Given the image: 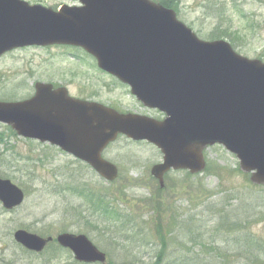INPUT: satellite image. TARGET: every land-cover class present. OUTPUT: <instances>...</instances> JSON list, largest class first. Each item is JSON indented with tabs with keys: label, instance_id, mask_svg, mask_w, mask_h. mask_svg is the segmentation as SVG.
<instances>
[{
	"label": "rangeland",
	"instance_id": "1",
	"mask_svg": "<svg viewBox=\"0 0 264 264\" xmlns=\"http://www.w3.org/2000/svg\"><path fill=\"white\" fill-rule=\"evenodd\" d=\"M25 1L54 9L75 4ZM166 1L200 39L225 40L241 56L264 62V0ZM52 76L56 83L67 84L75 98L164 119L99 71L94 58L75 48L17 51L0 58V102L32 96L35 82ZM0 151V177L26 194L16 210L6 211L0 204V264H76L63 252L30 255L15 243L14 233L30 228L56 234L72 226L81 229L83 222L108 264H264V187L251 183V174L241 172L236 156L221 146L205 151V173L173 172L166 177L164 190L151 175L152 166L163 158L159 149L126 137L103 154L119 169L113 184L72 156L26 141L4 124ZM102 198L106 208L97 206ZM119 211L140 220V235L132 226L126 228L127 234L119 233V218L108 215ZM169 229L174 236L166 238Z\"/></svg>",
	"mask_w": 264,
	"mask_h": 264
},
{
	"label": "water",
	"instance_id": "2",
	"mask_svg": "<svg viewBox=\"0 0 264 264\" xmlns=\"http://www.w3.org/2000/svg\"><path fill=\"white\" fill-rule=\"evenodd\" d=\"M59 11L21 0H0V57L18 48L71 46L92 56L98 68L127 85L163 121L120 114L70 98L65 90L37 84L21 103H0V123L20 136L40 139L88 164L108 182L117 167L103 159L120 135L148 141L163 154L152 175L164 187L172 169L192 174L206 167L203 151L219 144L237 156L251 182L264 185V63L234 51L226 41H204L174 10L150 0H73ZM24 193L0 179V202L19 207ZM15 240L42 252L47 241L25 231ZM59 243L84 263H106L85 236L62 235Z\"/></svg>",
	"mask_w": 264,
	"mask_h": 264
},
{
	"label": "flooded vegetation",
	"instance_id": "3",
	"mask_svg": "<svg viewBox=\"0 0 264 264\" xmlns=\"http://www.w3.org/2000/svg\"><path fill=\"white\" fill-rule=\"evenodd\" d=\"M38 4L41 5L40 2H38V3L34 4V5H38ZM26 50H35V47H33V48L29 47V48L19 49V50H15V51L9 52V53L5 54L4 56H2L1 59L4 58L8 54H12V53L17 52V51H26ZM36 83H38V81H36L35 84ZM42 83H45L47 85H53V91H56V90H58L61 87H65L68 90L69 96L73 97L71 95V93H70V90L68 89L67 84L64 85L63 83H59V84L56 83L54 81L53 76L50 79L43 81ZM35 84H34L33 89H32V91H33V93H32L33 95L32 96L28 95L24 99L15 100V101H12V102H24V101H28L31 98H33L36 95ZM7 126L11 130H13L11 128V126H9V125H7ZM22 139H24V138H22ZM24 140L39 143L38 140H31V139H24ZM55 148L58 149V151L62 152V150L60 148H58V147H55ZM87 227H88V223L83 222V224L81 226V229H79V228H77L75 226H72V227L64 229L63 231L58 232L56 234H52V232H49V231H39V230L30 229V228L17 230V231H25V232H27V233H29L31 235H36V236L46 240L47 244H46L45 248L43 249V251L40 252V253L35 252V251H31V250L23 247L21 244H18L17 241L15 240V233L17 231L14 233V241L20 248H22L25 252H27L30 255L40 256L41 254H43L45 252H48V251H51L52 254H57L58 252H63L64 254H66L70 258V260H72V263L74 262L76 264H88V263H84V262L78 261L76 256H75V254H74V252L71 249L62 246L59 243V237L62 236V235H71L73 237L85 236L86 238H89L88 235H87V232H86V228ZM87 230H88V228H87ZM106 257H107V255H106ZM156 261H157V259H156ZM152 263H154V261H152ZM93 264H100V263H93ZM104 264H108V263H104Z\"/></svg>",
	"mask_w": 264,
	"mask_h": 264
},
{
	"label": "trees",
	"instance_id": "4",
	"mask_svg": "<svg viewBox=\"0 0 264 264\" xmlns=\"http://www.w3.org/2000/svg\"><path fill=\"white\" fill-rule=\"evenodd\" d=\"M160 4H162L163 6H165L166 8H172V6L166 1V0H161V2H160ZM215 36L214 35H212V38H214ZM88 198L89 199H91L92 200V196L89 194V196H88ZM98 205L97 206H99L100 204L102 205V204H104V206H105V204H106V202H107V200L105 199H99L98 201ZM100 202V203H99ZM90 205H93V201H90ZM107 206H105V208H106ZM98 211V210H97ZM96 211V212H97ZM106 213H107V210H106ZM108 215H112V216H117L118 214H112L111 212H108ZM235 229V227L234 226H232V227H230L229 228V230L230 231H233Z\"/></svg>",
	"mask_w": 264,
	"mask_h": 264
}]
</instances>
